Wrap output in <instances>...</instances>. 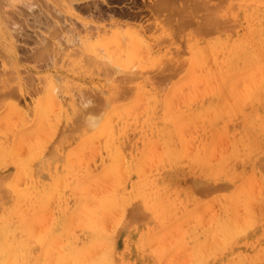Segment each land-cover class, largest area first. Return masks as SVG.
<instances>
[{
    "label": "rangeland",
    "instance_id": "rangeland-1",
    "mask_svg": "<svg viewBox=\"0 0 264 264\" xmlns=\"http://www.w3.org/2000/svg\"><path fill=\"white\" fill-rule=\"evenodd\" d=\"M165 1L0 0L6 264H264V0H226L237 31L206 35Z\"/></svg>",
    "mask_w": 264,
    "mask_h": 264
},
{
    "label": "bare ground",
    "instance_id": "bare-ground-1",
    "mask_svg": "<svg viewBox=\"0 0 264 264\" xmlns=\"http://www.w3.org/2000/svg\"><path fill=\"white\" fill-rule=\"evenodd\" d=\"M1 1H2V0H1ZM164 1H165V0H164ZM169 1L172 2V0H169ZM169 1L167 0V1H165V2H169ZM178 1H179V0H178ZM180 1L183 2V0H180ZM155 2H156V1H155ZM165 2H163V3H165ZM184 2H185V1H184ZM188 2H189V3H188ZM1 3H2V2H1ZM158 3H159V4H162L161 1L158 2ZM172 3H175V4H178V5H179L180 2L176 3V1H175V2L173 1ZM172 3H171V5H172ZM224 3H226V0H186V3H185V4L183 3V4L185 5L184 7H187L186 5H188V7L192 8V9H191V11L187 10V12L189 11L188 13H189L190 16H187L186 19H185V17H183V18H179V17H181V16L178 17V18H179V19H178L179 26L182 27V25H185V24H186L187 27H188L189 24H191V22H192V23L194 22L195 25H196V28L198 29L197 32H198V33H199V32H201V33L203 32L205 35L208 34V33L216 32V31H220V30H221V31H223V30L226 31V30H228V29H230V30H231V29H232V30H236V29H237V27H236V25H237V22H236V18H237V16H236V17H230V16L228 17L229 13H228V15H227L228 18L225 17L224 15H219V13H220L222 7H223V8L225 7ZM159 4H156L154 7H157ZM183 4H182V6H183ZM0 5H1V4H0ZM153 5H154V4H153ZM168 5H169V3H168ZM223 5H224V6H223ZM1 6H2V5H1ZM1 6H0V8H1ZM29 6H30V5H29ZM161 6H162V5H161ZM161 6L159 7L160 10L162 9ZM164 6H166V5L164 4ZM172 6H173V5H172ZM172 6H169V7L172 8ZM174 6H175V5H174ZM176 6H177V5H176ZM150 7H151V6H150ZM152 7H153V6H152ZM152 7H151V8H152ZM169 7H168V8H169ZM184 7H183V9H181L182 7H179L181 10H180L179 8H177V7H175V8H176V9H179V11H182V10L185 11ZM168 8L166 7V9H168ZM171 8H170V10L173 11ZM175 8H174V9H175ZM225 8H226V7H225ZM229 8H230V6H229ZM229 8H228V9H229ZM154 9H155V8H154ZM163 9H165V8H163ZM1 10H2V9H1ZM160 10L157 9V11H160ZM170 10H169V12H171ZM162 11H163V10H161V12H162ZM164 11H165V13H166V10H164ZM184 11H183V12H184ZM0 12H1V11H0ZM175 12H176V11H174V13H175ZM224 12H225V11H224ZM228 12H229V10H228ZM171 13L173 14V12H171ZM177 13H178V12H177ZM177 13H176V14H177ZM185 13H186V12H184L183 14H185ZM167 14H168V11H167ZM172 14H171V15H172ZM180 14H181V12H180ZM221 14H222V13H221ZM225 14H226V13H225ZM173 15H175V14H173ZM178 15H179V14H178ZM186 15H187V14H186ZM169 16H170V15H169ZM182 16H183V15H182ZM184 16H185V15H184ZM173 17H174V16H173ZM173 17L170 18V19H173ZM176 19H177V18H176ZM176 19H173V20H176ZM171 22H173V21H171ZM188 23H189V24H188ZM174 24H175V23L173 22V25H174ZM192 25H193V24H192ZM174 26H175V25H174ZM259 26H260V25H259ZM175 27H176V26H175ZM176 28H177V27H176ZM183 28H184V26H183ZM183 28H182V29H183ZM225 29H226V30H225ZM236 31H237V30H236ZM176 32H177V31H176ZM178 32H180V30H179ZM201 33H199V34H201ZM203 33H202V34H203ZM137 34H139V33H137ZM173 34H174V33H173ZM139 37H140V36H139ZM142 38H144V37H142ZM184 38H185V37H184ZM140 39H141V37H140ZM162 39H163V38H162ZM164 39H166V38L164 37ZM164 39H163V40H164ZM225 39H226V38H225ZM155 40H156V39H155ZM155 40H154V41H155ZM236 40H237V39H236ZM161 41H162V40H161ZM159 42H160V41H159ZM159 42H158V43H159ZM195 42H196V39H195ZM204 43H205V42H204ZM207 43H208V42H207ZM209 43H210V42H209ZM236 43H237V42H236ZM262 44H263V43H262ZM156 45H157V44H156ZM195 45H196V44H195ZM199 46H200V45H199ZM233 46H234V45H233ZM195 47H196V46H195ZM203 47H204V46H203ZM224 47H225V45H224ZM241 47H242V46H240V48H241ZM189 48H190V47H189ZM206 48H207V46H206ZM191 49H192V48H191ZM193 49H194V48H193ZM197 49H198V48H197ZM262 49H263V48H262ZM195 50H196V49H195ZM202 50H204V49H202ZM213 50H215V49H213ZM253 50H255V49H253ZM193 51H194V50H193ZM257 51H258V50H257ZM194 52H195V51H194ZM198 52H199V51H198ZM235 52H236V51H235ZM255 52H256V51H255ZM253 53H254V51H253ZM196 54H197V52H196ZM235 54H237V53H235ZM232 55H233V54H232ZM6 56H7V55H6ZM4 57H5V56H4ZM198 57H200V56H198ZM236 57H237V56H236ZM245 57H246V56H245ZM6 58H7V57H6ZM230 58H232V57H230ZM233 59H234V58H233ZM255 59H256V58H255ZM231 60H232V59H231ZM253 60H254V59H253ZM0 61H1V60H0ZM6 61H7V60H6ZM245 62H246V61H245ZM250 62H251V61H250ZM236 63H237V62H236ZM261 63H262V62H261ZM8 65H9V64H8ZM8 65H7V66H8ZM250 65H251V64H250ZM3 69H4V68H3ZM261 69H263V68H261ZM6 70H7V69H6ZM262 71H263V70H262ZM262 71H261V72H262ZM259 74H260V73H259ZM255 77H256V76H255ZM243 80H244V79H243ZM259 80H260V79H259ZM229 85H230V84H229ZM232 86H233V85H232ZM232 90H233V89H232ZM84 91H85V90H84ZM84 91H83V92H84ZM86 91H87V90H86ZM121 91H122V90H121ZM89 92H90V91L87 92V95H88ZM84 93H86V92H84ZM100 93H101V92H100ZM112 93H113V92H112ZM3 94H4V93H3ZM79 94H80V92H79ZM94 94H95V93H94ZM97 94H98V93H97ZM6 95H7V94H6ZM80 95H81V94H80ZM90 95H91V93H90ZM101 95H102V94H101ZM93 96H94V95H93ZM99 96H100V95H99ZM9 97H10V96H9ZM64 97H66V96H64ZM87 97H88V96H87ZM91 97H92V96H91ZM95 97H97V96L95 95ZM95 97H94V99H95ZM107 97H108V96H107ZM145 97H146V95H145ZM243 97H244V96H243ZM88 98H89V97H88ZM226 98H227V97H226ZM2 99H3V98H2ZM97 99H98V98H97ZM108 99H109V98H108ZM113 99H114V98H113ZM5 100H6V99H5ZM57 100H58V99H57ZM100 100H101V99H100ZM2 101H3V100H2ZM50 101H51V100H50ZM55 101H56V100H55ZM77 101H78V100H77ZM77 101H76V102H77ZM98 101H99V100H98ZM101 101H102V100H101ZM145 101H146V100H145ZM62 102H63V100H62ZM71 102H72V101H71ZM76 102H75V103H76ZM78 102H79V101H78ZM81 102H82V101H81ZM85 102H86V101H85ZM95 102H96V101H95ZM147 102H148V101H147ZM57 103H60V102H57ZM64 103H65V102H64ZM79 103H80V102H79ZM79 103H78V104H79ZM86 103H87V102H86ZM92 103H93V102H92ZM98 103H100V102H98ZM102 103H103V102H102ZM72 104H74V103H72ZM87 104H88V103H87ZM87 104H86V105H87ZM58 105H59V104H58ZM62 105H63V104H62ZM79 105H81V104H79ZM89 105H90V102H89ZM89 105H88V106H89ZM99 105H100V104H99ZM103 105H104V104H103ZM82 106H83V105H82ZM84 106H85V105H84ZM93 106L95 107L96 104L93 105ZM147 106H148V105H147ZM80 108H81V107H80ZM83 108H85V107H83ZM96 108H97V107H96ZM107 108H108V106H107ZM81 109H82V108H81ZM83 110H84V109H83ZM145 110H146V109H145ZM7 111H8V109H7ZM85 111H86V110H85ZM89 111H90V110H88V113H89ZM76 112H77V111H76ZM80 112H82V111H80ZM100 112H101V111H100ZM124 112H125V110H124ZM78 113H79V112H78ZM83 113H84V111H83ZM126 113H127V111H126ZM148 113H149V112H148ZM79 114H80V113H79ZM90 114H91V113H90ZM140 114H141V113H140ZM156 114H157V113H156ZM164 114H165V113H164ZM180 114H181V113H180ZM73 115H74V114H73ZM73 115H72V116H73ZM76 115H77V114H76ZM83 115H84V114H83ZM83 115H82V116H83ZM94 115H95V114H94ZM136 115H137V114H136ZM77 116H78V115H77ZM89 116H90V115H89ZM89 116H87V117H89ZM142 116H143V115H142ZM91 117H92V116H91ZM97 117H98V116H97ZM122 117H123V116H122ZM75 118H76V116H75ZM84 119H85V116H84ZM90 119H92V118H90ZM94 119H95V118H94ZM76 120H77V119H76ZM81 120H82V119H81ZM96 120H97V119H96ZM118 120H119V119H118ZM174 120H175V119H174ZM72 121H73V120H72ZM119 121H120V120H119ZM139 121H140V119H139ZM63 122H64V121H63ZM81 122H82V121H81ZM112 122H114V120H113ZM55 123H57V122H55ZM68 123H69V122H68ZM74 123H75V122H74ZM117 123H118V122H117ZM139 123H140V122H139ZM53 124H54V123H53ZM53 124H52V125H53ZM60 124H61V123H60ZM111 124H112V123H111ZM143 124H144V123H143ZM39 125H41V124H39ZM70 125H71V124H70ZM100 125H101V124H100ZM112 125H113V124H112ZM112 125H111V126H112ZM64 126H65V125H64ZM74 126H75V125H74ZM76 126H77V125H76ZM1 127H2V126H1ZM52 127H53V126H52ZM55 127H56V126H55ZM59 127H62V125L59 126ZM65 127H66V126H65ZM68 127H69V125H68ZM72 127H73V126H72ZM86 127H87V126H86ZM92 127H93V126H92ZM56 128H57V127H56ZM79 128H80V126H79ZM112 128H113V127H112ZM112 128H111V131H112ZM45 129H46V128H45ZM58 129H59V128H58ZM90 129H91V128H90ZM49 130H50V129H49ZM60 130H61V129H60ZM81 130H82V127H81ZM108 130H109V129H108ZM52 131H53V129H52ZM57 131H58V130H57ZM57 131H56V132H57ZM67 131H68V130H67ZM70 131H72V130H70ZM86 131H87V129H86ZM103 131H104V130H103ZM46 132H47V131H46ZM34 133H35V132H34ZM50 133H51V131H50ZM108 133H109V132H108ZM147 133H148V132H147ZM149 133H150V132H149ZM42 134H43V133H42ZM42 134H41V135H42ZM59 134H60V132H59ZM150 134H151V133H150ZM152 135H154V134H152ZM46 136H47V135H46ZM56 136H57V135H56ZM59 136H60V135H59ZM44 137H45V135H44ZM47 137H48V136H47ZM89 137H90V136H89ZM9 138H11V137H9ZM45 138H46V137H45ZM86 138H87V137H86ZM48 139H49V138H48ZM58 140H59V139H58ZM83 140H84V139H83ZM143 140H145V139H143ZM157 140H158V139H157ZM158 141H159V140H158ZM41 142H42V141H41ZM48 142H49V141H48ZM53 142H54V140H53ZM56 142H57V140H56ZM56 142H55V143H56ZM42 143H43V142H42ZM144 143H145V142H144ZM152 144H153V143H152ZM44 145H45V144H44ZM210 145H211V143H210ZM48 146H49V143H48ZM78 146H79V145H78ZM98 146H99V145H97V147H95V146H94V147L97 149V148H99ZM94 147H93V148H94ZM205 147H206V146L200 148V151H204V150H205ZM207 147H208V146H207ZM207 147H206V148H207ZM209 147H210V146H209ZM80 148H81V147H80ZM46 149H47V147H46ZM209 149H210V148H209ZM37 150H38V149H37ZM42 150H43V149H42ZM206 150H207V149H206ZM40 151H41V150H40ZM45 151H46V150H45ZM74 152H75V151H74ZM35 153H36V152H35ZM68 153H69V152H68ZM71 153H72V152H71ZM71 153H69V156L71 155ZM98 153H99V152H98ZM46 154H48V153H46ZM33 155H34V154H33ZM41 155H42V154H41ZM80 155H81V154H80ZM45 156H46V155H44V157H45ZM69 156H68V157H69ZM41 157H42V156H41ZM44 157H43V160H45ZM70 157H71V156H70ZM96 157H97V156H96ZM31 159H32V158H30V161H31ZM134 159H135V158H134ZM153 159H154V158H153ZM80 160H81V159H80ZM132 160H133V159H131V161H132ZM30 161H29V162H30ZM38 161H39V160H38ZM69 161H70V160H69ZM126 161H127V160H126ZM151 161H152V160H151ZM85 162H86V161H85ZM117 162H118V161H117ZM123 162H124V161H123ZM124 163H125V162H124ZM124 163H123V164H124ZM30 164H31V162H30ZM32 164H34V163H32ZM37 164H38V163H37ZM59 164H60V163H59ZM80 164H81V163H80ZM82 164H83V163H82ZM109 164H110V163H109ZM118 164H119V163H118ZM39 165H41V163H39ZM30 166H32V165H30ZM112 166H113V165H112ZM126 166H127V165H126ZM148 166H149V165H148ZM154 166H155V165H154ZM122 167H123V166H122ZM127 167H128V166H127ZM114 168H115V167H114ZM152 168H153V167H152ZM152 168H151V169H152ZM154 168H155V167H154ZM37 169H38V167H37ZM117 169H118V167H117ZM122 169H123V168H122ZM126 169H127V168L125 167V170H126ZM18 170H19V169H18ZM34 170H35V169H34ZM70 170H71V169H70ZM93 170H94V169H93ZM115 170H116V169H115ZM125 170H124V171H125ZM20 171H22V170L20 169ZM35 171H37V170H35ZM94 171H95V170H94ZM124 171H123V172H124ZM126 171H127V170H126ZM138 171H139V170H138ZM250 171H251V170H250ZM22 172H23V171H22ZM123 172H122V173H123ZM141 172H142V171H141ZM19 173H21V172H19ZM33 173H34V172H33ZM78 173H79V172H78ZM124 173H125V172H124ZM137 173H139V172H137ZM143 173H144V172H142V174H143ZM17 174H18V173H17ZM116 174H117V172H116ZM255 174H256V173H255ZM34 175H35V174H34ZM117 175H118V174H117ZM251 175H252V174H251ZM256 175H257V174H256ZM11 176H12V172H11ZM11 176H10V177H11ZM16 176H17V175H16ZM18 176H19V174H18ZM18 176L15 177V178H18ZM23 176H24V175H23ZM31 176H32V174H31ZM120 176H121V175H120ZM120 176H119V177H120ZM2 177H3V176H2ZM7 177H8V176H7ZM115 177H116V176H115ZM117 177H118V176H117ZM119 177H118V178H119ZM123 177H125V176L123 175ZM145 177H146V176H145ZM257 177H258V176H257ZM25 178H26V177H25ZM120 178H121V177H120ZM61 179H62V178H61ZM61 179H60V180H61ZM74 179H75V178H74ZM7 180H8V179H7ZM7 180H5V181H7ZM14 180H15V179H14ZM14 180H13V181H14ZM16 180H17V179H16ZM149 180H150V179H149ZM201 180L208 181V180L203 179V178H202ZM29 181H30V180H29ZM17 182H20V181H17ZM22 182H23V181H22ZM114 182H115V181H114ZM114 182H113V183H114ZM117 182H118V181H117ZM208 182H209V181H208ZM256 182L259 183V181H256ZM8 183H9V182H8ZM23 183H24V182H23ZM28 183H29V182H28ZM61 183H62V182H61ZM70 183H71V181H70ZM210 183H211V182H210ZM243 183L245 184L246 182H243ZM260 183H261V182H260ZM260 183H259V184H260ZM14 184H16V183H14ZM19 184H21V183H19ZM118 184H119V183H118ZM247 184H248V182H247ZM1 185H2V184H1ZM16 185H18V184H16ZM16 185H13V186H16ZM23 185H24V184H23ZM29 185H30V184H29ZM84 185H85V183H84ZM86 185H87V184H86ZM86 185H85V186H86ZM88 185H89V184H88ZM245 185H246V184H245ZM8 186H9V185H8ZM18 186H19V185H18ZM60 186H61V184H60ZM110 186H112V185H110ZM240 186H241V185H240ZM148 187H149V186H148ZM258 187H259V186H258ZM7 188H8V187H7ZM10 188H11V186H10ZM16 188H17V187H16ZM59 188H60V187H59ZM82 188H83V187H82ZM111 188H112V187H111ZM252 188H253V187H252ZM259 188H260V187H259ZM4 189H5V188H4ZM17 189H18V188H17ZM28 189H30V188H28ZM60 189H61V188H60ZM83 189H84V188H83ZM238 189H239V188H238ZM246 189H247V188H246ZM15 190H16V189H15ZM55 190H56V189H55ZM57 190H59V189H57ZM109 190H110V189H109ZM243 190H244V189H243ZM243 190H242V191H243ZM52 191H53V190H52ZM105 191H106V190H105ZM160 191L163 192V191H162V188L160 189ZM160 191H159V192H160ZM236 191H237V190H236ZM90 192H91V191H90ZM101 192H102V191H101ZM4 193H5V192H4ZM52 193H53V192H51V194H52ZM95 193H96V191H95ZM28 194H30V193H28ZM58 194H59V193H58ZM89 194H90V193H89ZM99 194H100V192H99ZM130 194H131V193H130ZM148 194H149V193H148ZM22 195H23V194H22ZM105 195H106V194H105ZM155 195H156V194H155ZM160 195H161V197H160L159 203L162 205V203H164L163 198H162V193H160ZM236 195H237V194H236ZM53 196H54V195H53ZM84 196H85V195H84ZM96 196H97V195H96ZM98 196H99V197H95V198H96V199H97V198L99 199V198H101L103 195H102V196H101V195H98ZM108 196H110V195H108ZM114 196H115V195H114ZM158 196H159V195H158ZM158 196H157V197H158ZM238 196H239V194H238ZM104 197H105V196H104ZM110 197H111V196H110ZM138 197H139V195H138ZM149 197H150V196H149ZM236 197H237V196H236ZM241 197H242V196H241ZM21 198H22V197H21ZM52 198H53V197H52ZM55 198H56V197H55ZM106 198H107V197H106ZM106 198H104L105 201H104V200H100V199H99V200H100V201H103L102 203L105 204V202L107 201V199H109V198H107V199H106ZM233 198H234V197H231V198H229V199L232 200ZM237 198H238V197H237ZM24 199H25V198H24ZM59 199H60V198H59ZM96 199H95V200H96ZM98 199H97L96 201H98ZM102 199H103V197H102ZM110 199H111V198H110ZM112 199H113V198H112ZM147 199H148V198H147ZM158 199H159V197H158ZM27 200H28V199H27ZM60 200H61V199H60ZM116 200H117V199H116ZM49 201L51 202L52 200H49ZM91 201H92V200H91ZM100 201H99V203H100ZM110 201H111V200H110ZM157 201H158V200H157ZM162 201H163V202H162ZM26 202H27V201H26ZM38 202H39V201H38ZM122 202H123V201L121 200V203H122ZM133 202H134V201H133ZM146 202H147V201H146ZM146 202H145V203H146ZM155 202H156V201H155ZM102 203H100V205H101ZM111 203H112V201H111ZM43 204H45V203H43ZM88 204H89V203H88ZM90 204H91L90 206H96V208L94 207L93 209H91V210H92V211H91V214L88 213L89 216H90V215L92 216V214L95 215L96 213H95L94 210L96 209V211H97V209H99V207L102 208V206L104 205V204H103V205L100 206L99 204H97V202H95V204H94V202H93V205H92V203L90 202ZM96 204H97V205H96ZM107 204H108V202H106V204H105L104 207H106ZM122 204L124 205V203H122ZM22 205H23V204H22ZM31 205H32V204H31ZM84 205H85V204H84ZM98 205H99V206H98ZM108 205H109V204H108ZM126 205H127V204H126ZM126 205H125V206H126ZM128 205H129V204H128ZM134 205H135V203H134ZM151 205H152V204H151ZM161 205H160L159 207H162ZM165 205H166V204H165ZM35 206H36V205H35ZM51 206H52V205H51ZM61 206H62V205H61ZM88 206H89V205H88ZM88 206L85 207V211H86V209H87ZM112 206H113V205H112ZM136 206H137V205H136ZM163 206H164V205H163ZM251 206H252V205H251ZM18 207H19V206H18ZM47 207H48V206H47ZM49 207H50V206H49ZM52 207H53V206H52ZM83 207H84V206H83ZM83 207H82V208H83ZM97 207H98V208H97ZM129 207H132V206L129 205V206L127 207L126 210H128ZM252 207H253V206H252ZM43 208H44V207H43ZM82 208H81V209H82ZM89 208H90V207H89ZM116 208H118V207H116ZM133 208H135V207H133ZM226 208H227L226 210H229V209H232V206L229 205V206H226ZM46 209H47V208H46ZM50 209H51V208H50ZM104 209H105V208H103V210H104ZM113 209H114V208H113ZM130 209H131V208H130ZM162 209H163V208H162ZM17 210H18V209H17ZM87 210H88V209H87ZM107 210H108V209H106L105 211L107 212ZM109 210H111V209H109ZM116 210H117V209H116ZM116 210H115V211H116ZM126 210H125V211H126ZM224 210H225V208H224ZM47 211H48V209H47ZM80 211H81V210H80ZM101 211H102V209L99 210V212H98L97 215H96V216L99 217V218L95 217V219L97 218L98 221L101 220L100 222H97V223H96V220H95L94 218H92L94 215H93L92 217H90V219H93V220H91V221H95V223H96L95 225H96V226H97L98 223H101V224H102V223H103L102 220H105V219H106L105 216H104L106 213H105L104 211H103V212L105 213V214H103V216H104L103 218H104V219H100V218H102V217L99 216V215H101L100 213H102ZM113 211H114V210H113ZM230 211H231V210H230ZM232 211L234 212V210H232ZM232 211H231V212H232ZM78 212H79V210H78ZM88 212H89V210H88ZM221 212H222V211H221ZM224 212H225V211H224ZM227 212H228V211H227ZM18 213H19V211H18ZM20 213H21V212H20ZM86 213H87V211H86ZM234 213H235V212H234ZM234 213H232V214H233V217H234ZM88 214H86V216H87ZM218 214H219V213H218ZM232 214H231V215H232ZM18 215H19V214H18ZM34 215H35V213H34ZM42 215H43V214H42ZM110 215H111V214H110ZM112 215L115 216L114 214H112ZM43 216H44V215H43ZM43 216H42V217H43ZM82 216H83V215H82ZM82 216L80 215L81 219H82ZM119 216H120V215H119ZM121 216H122V215H121ZM255 216H256V215H255ZM84 217H85V216H84ZM110 217H111V216H110ZM117 217H118V216H117ZM117 217H116V218H117ZM218 217H219V216H218ZM256 217H257V216H256ZM46 218H47V217H46ZM50 218H51V217H50ZM50 218H49V219H50ZM85 218H87V217H85ZM85 218H84V219H85ZM112 218H113V217H112ZM116 218H115V219H116ZM212 218H213V217H212ZM4 219H5V217H4ZM9 219H10V218H9ZM26 219H27V218H26ZM44 219H45V218H44ZM47 219H48V218H47ZM88 219H89V218H88ZM88 219H87V221H88ZM118 219H119V217H118ZM106 220H107V219H106ZM109 220H110V219H109ZM111 220H112V219H111ZM113 220H114V219H113ZM222 220H224V219H222ZM233 220H234V219H233ZM34 221H35V220H34ZM115 221H116V220H115ZM225 221H226V220H225ZM227 221H228V220H227ZM74 222H75V221H74ZM120 222H121V221H120ZM206 222H207V221H206ZM212 222H213V221H212ZM223 222H224V221H223ZM233 222H234V221H233ZM75 223H76V222H75ZM82 223L87 225L88 222L85 223V221L82 220ZM82 223H80V222L77 223V224L80 225V226H78V227H82V226L84 227V225H82ZM93 223H94V222H93ZM114 223H115V222H114ZM207 223H208V222H207ZM225 223H226V222H225ZM9 224H10V223H9ZM39 224H40V223H39ZM70 224H71V223H69V225H70ZM77 224H76V225H77ZM104 224L107 225V222L104 223ZM104 224H103V225H104ZM204 224H205V223H204ZM210 224H211V223H210ZM234 224H235V223H234ZM238 224H239V223H238ZM238 224H237V225H238ZM34 225H36V224H34ZM34 225H33V226H34ZM90 225H91V223H90ZM92 225H94V224H92ZM92 225H91V226H92ZM105 225H104V226H105ZM115 225H116V224H115ZM202 225H203V224H202ZM224 225H225V224H224ZM224 225H223V226H224ZM228 225H229V223H228ZM228 225H227V226H228ZM87 226H89V223H88ZM87 226H86V228H90V227H87ZM96 226H95V227H96ZM98 226H99V224H98ZM104 226H103V228H106V227H104ZM111 226H112V224H111ZM242 226H243V225H242ZM41 227H42V225H41ZM70 227H71V225H70ZM95 227H93V228H95ZM72 228H73V226H72ZM93 228H92V229H93ZM103 228H102V226H101V228H98V229L101 230V229H103ZM41 229H42V228H41ZM106 229H107V228H106ZM197 229H198V228H197ZM207 229H208V228H207ZM225 229H226V228H225ZM225 229H224V230H225ZM20 230H21V229H20ZM34 230H35V229H34ZM110 230H111V229H110ZM202 230H203V229H202ZM214 230H215L214 227H213V228L210 227V230H203V232H202L203 235H204L203 238H205V239H203L202 242H204V240L206 241V235H207L208 237L211 236L212 238H211V237H210V238L213 239L214 234H211V233H212ZM40 231H41V230H40ZM40 231L38 230V232H40ZM43 231H45V230H43ZM101 231H102V230H101ZM103 231H104V230H103ZM204 231H205V233H204ZM220 231H221V230H220ZM225 231H226V230H225ZM0 232H1V231H0ZM95 232L98 233L97 230H95ZM95 232H94V234H95ZM195 232H196V231H194L193 233H195ZM209 232H210V233H209ZM214 232L216 233V231H214ZM214 232H213V233H214ZM226 232H227V231H226ZM33 233H34V232H33ZM41 233H42V232H41ZM218 233H219V232H218ZM218 233H216V234H218ZM221 233H222V232H221ZM51 234H52V233H51ZM58 234H59V233H58ZM82 234H83V233H82ZM216 234H215V235H216ZM2 235H3V233L1 232V233H0V236L2 237ZM35 235H36V233H35ZM87 235H88V234H87ZM201 235H202V234H201ZM212 235H213V236H212ZM219 235H220V234H219ZM223 235H225V238H224L225 241H226V239H231V237H230V235H229L228 233H225V234H223ZM14 236H16V235H14ZM99 236H103V235H102V234H101V235H98V237H97L98 239L95 238V240H94V238H93V240H91V238H90L89 240H91V242H90V241H89V242H90V243H93V241L102 240V238L100 239ZM193 236H194V235H193ZM194 237H195V236H194ZM208 237H207V238H208ZM216 237H217V236H216ZM216 237H215V238H216ZM21 238H22V237H21ZM79 238H80V237H79ZM235 238H236V237H235ZM0 239H1V238H0ZM8 239H9V236H8ZM39 239H40V238H39ZM44 239H45V238H44ZM80 239H81V238H80ZM83 239H84V238H83ZM195 239H196V238H195ZM211 239H210V240H211ZM220 239H222V238H220ZM15 240H16V239H15ZM53 240H54V239H53ZM210 240H209V244H211V243H210ZM43 241H44V240H43ZM60 241H61V239H60ZM195 241H196V240H195ZM207 241H208V239H207ZM9 242H10V241H9ZM15 242H16V241H15ZM74 242H76V240H75ZM98 242H99V241H97V243H98ZM105 242H106V241H105ZM105 242H104V243H105ZM200 242H201V241H200ZM212 242H213V241H212ZM219 242H220V240H219ZM1 243H2V242H1ZM41 243H42V241H41ZM41 243H40V244H41ZM79 243H80V241H79ZM85 243H86V242H85ZM90 243H89V244H90ZM95 243H96V242H95ZM198 243H199V242H198ZM229 243H230V242H229ZM38 244H39V243H38ZM47 244H48V243H47ZM59 244H60V243H59ZM63 244H64V243H63ZM63 244H62V245H63ZM67 244H68V243H67ZM89 244H88V239H87V246H88ZM101 244H102V242L99 243V245H101ZM106 244H107V243H106ZM200 244L202 245V243H200ZM207 244H208V243H207ZM207 244H206V246L208 247ZM48 245H49V244H48ZM78 245H80V244H78ZM94 245H95V244H94ZM94 245H90L91 247L89 246V247H87V248H90V249L93 248V247L96 248ZM97 245H98V244H97ZM195 245H196V243H195ZM50 246H51V245H50ZM53 246H54V245H53ZM67 246H68V245H67ZM80 246H81V245H80ZM83 246H84V245H83ZM83 246H82V247H83ZM85 246H86V245H85ZM85 246H84V247H85ZM101 246H102V245H101ZM101 246H99V247H101ZM198 246H199V248H200V245H198ZM203 246H204V245H202V247H203ZM209 246H210V245H209ZM207 247H206V248H207ZM211 247H212V246H211ZM211 247H210V248H211ZM4 248H5V247H4ZM80 248H81V247H80ZM94 248H93V250H94ZM197 248H198V247H197ZM199 248H198V249H199ZM212 248H213V247H212ZM17 249H18V248H17ZM63 249H64V248H63ZM81 249H84V248H81ZM81 249H78V248L75 249V247H74V251H75V252H76V250H78V252L80 253ZM85 249H86V248H85ZM208 249H209V248H208ZM3 250H4V249H3ZM7 250H8V249H7ZM79 250H80V251H79ZM99 250H100V249H99ZM101 250H102V248H101ZM200 250H202V249L200 248ZM34 251H35V250H34ZM65 251H66V250H65ZM85 251H86V250H85ZM85 251H84V252H85ZM88 251H89V250H88ZM88 251H87V252H88ZM95 251H96V250H95ZM202 251H204V248H203ZM5 252H7V251H4V252H2V253L0 254V264H6V263H5V260H4V257H6V254L9 253V252H7V253H5ZM48 252H51V251H48ZM101 252H102V251H101ZM101 252H100V254H101ZM190 252H192V250H191ZM204 252H205V251H204ZM225 252H226V251H225ZM52 253H53V252H52ZM55 253H56V252H55ZM188 253H189V252H188ZM44 254H45V253H44ZM47 254H48V253H47ZM50 254H51V253H50ZM53 254H54V253H53ZM226 254H227V253H226ZM16 255H17V254H16ZM80 255H81L82 257L86 256V255L83 256L82 254H80ZM89 255H90V254H89ZM93 255H94V254H93ZM95 255H96V254H95ZM95 255H94V256H95ZM194 255H195V254H194ZM222 255H223V254H222ZM233 255H234V253H233ZM2 256H3V257H2ZM20 256H21V255H20ZM71 256H72V255H71ZM94 256H93V257H94ZM191 256H192V255H191ZM200 256H201V255H200ZM231 256H232V254H231ZM1 257H2V258H1ZM54 257H55V255H54ZM54 257H53V258H54ZM87 257H88V256H87ZM87 257H86V259H88ZM100 257H101V255H100ZM22 258H23V257H22ZM22 258H21V259H22ZM47 258H48V256H47ZM59 258H60V257H59ZM84 258H85V257H84ZM101 258H102V257H101ZM189 258H190V257H189ZM189 258H188L187 260H189ZM225 258H226V257H225ZM225 258H224V259H225ZM228 258H229V256H228ZM231 258H232V257H231ZM45 259H46V258H45ZM50 259H51V258H50ZM54 259H55V258H54ZM79 259H80V258H79ZM82 259H83V258H82ZM91 259H92V258H91ZM91 259H90V260H91ZM107 259H108V258H107ZM243 259H244V258H243ZM227 260H228V259H227ZM51 261H52V259H51ZM51 261H50V262H51ZM54 261H55V260H54ZM60 261H61V259H60ZM70 261H71V260H70ZM74 261H75V260H74ZM80 261H81V260H80ZM80 261H79V262H80ZM92 261H93V260H92ZM92 261H91V263H92ZM95 261H96V260L94 259V263H95ZM223 261H224V260H223ZM223 261H222V262H223ZM230 261H231V260H230ZM238 261H240V260H238ZM66 262H67V261H66ZM99 262H100V261H99ZM234 262H236V263H234V264H237V261H234ZM244 262H245V261H244ZM246 262H247V261H246ZM256 262H257V261H256ZM256 262H255V263H256ZM258 262H259V261H258ZM7 263L10 264L9 261H7ZM11 263H12V262H11ZM13 263H14V261H13ZM55 263H56V262H55ZM68 263H69V262H68ZM89 263H90V262H89ZM94 263H93V264H94ZM97 263H98V262H97ZM232 263H233V262H232ZM22 264H23V263H22ZM60 264H62V263H60ZM78 264H80V263H78ZM224 264H225V263H224ZM226 264H227V263H226Z\"/></svg>",
    "mask_w": 264,
    "mask_h": 264
}]
</instances>
